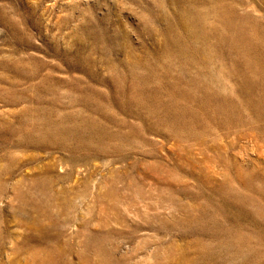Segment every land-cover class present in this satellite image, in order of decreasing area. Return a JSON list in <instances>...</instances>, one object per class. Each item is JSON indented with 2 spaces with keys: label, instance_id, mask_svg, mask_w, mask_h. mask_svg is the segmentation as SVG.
<instances>
[{
  "label": "rangeland",
  "instance_id": "1",
  "mask_svg": "<svg viewBox=\"0 0 264 264\" xmlns=\"http://www.w3.org/2000/svg\"><path fill=\"white\" fill-rule=\"evenodd\" d=\"M0 264H264V0H0Z\"/></svg>",
  "mask_w": 264,
  "mask_h": 264
}]
</instances>
